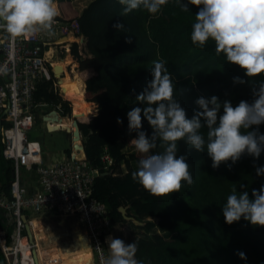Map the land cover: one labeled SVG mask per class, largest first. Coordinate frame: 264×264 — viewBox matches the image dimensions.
I'll return each instance as SVG.
<instances>
[{
  "label": "trees",
  "instance_id": "16d2710c",
  "mask_svg": "<svg viewBox=\"0 0 264 264\" xmlns=\"http://www.w3.org/2000/svg\"><path fill=\"white\" fill-rule=\"evenodd\" d=\"M182 2L188 5V12L181 11L177 0H169L156 16L143 9L121 16L122 5L118 0H90L80 11L72 6L71 0H56L60 13L56 19L75 20L79 35L85 39L89 56L83 57L75 42L70 45V53L84 82V98L95 103L96 112L74 113L73 108L71 111L70 101L54 89L52 78H43L36 84L34 99L52 108L59 105L62 116L70 117L72 112L78 117L85 162L98 171L90 196L106 205L113 224L105 236L108 251L106 238L112 236L126 244L136 241V258L144 264H264V227L253 226L243 218L229 225L223 216V206L233 188L237 194L247 190L254 199L252 190L264 185V175L256 174L257 167H264V151L259 158L245 153L237 162L229 160L214 169L206 149L197 151L181 140L177 158L187 157L194 180L191 186L182 182L180 192L157 197L132 179V173L138 169L132 167V162L139 164L146 155L162 151L158 146L148 154L139 153L131 144L137 133L129 132L128 127L127 113L134 107H143L136 96L152 79L153 61L165 64L175 98L189 119L200 110L195 101L201 96L206 99L217 96L221 105L230 101L233 107L241 101L252 103L254 85L264 81V74L249 78L244 69L228 62L223 53L217 55L214 40L210 39L203 48L194 45L191 32L199 7L188 0ZM117 22L124 23L126 31L114 29L112 25ZM128 35L132 36L131 44L126 43ZM237 77L245 83L235 82ZM221 115L223 107L218 122ZM117 118L123 124H118ZM1 122L5 123V116ZM201 123L206 137V123L203 119ZM257 129L264 134V123L252 125L246 131ZM142 130L151 137L153 129L143 116ZM126 146L133 151L126 154ZM70 151L71 148L66 153ZM104 155L112 160L106 168ZM122 164L126 168L123 173L117 171ZM11 171V161L0 154V195L8 199ZM105 171L109 173L102 175ZM242 184L246 189L240 187ZM120 206L126 207L131 219L122 217ZM23 214L28 217L26 212ZM148 217H155L156 221ZM0 219L9 236L13 223H8L2 208ZM238 252H244L247 260H242ZM0 264H5L1 251Z\"/></svg>",
  "mask_w": 264,
  "mask_h": 264
},
{
  "label": "clouds",
  "instance_id": "9594fccd",
  "mask_svg": "<svg viewBox=\"0 0 264 264\" xmlns=\"http://www.w3.org/2000/svg\"><path fill=\"white\" fill-rule=\"evenodd\" d=\"M122 5L121 16L133 10L143 9L153 16L161 13L162 6L169 0H118ZM181 11L188 12L187 4L177 0ZM199 7L192 25L191 42L203 48L211 39L215 41V51L223 53L226 60L245 70L249 78L264 74V0H188ZM56 0H0V29L12 38L29 37L38 33L54 35L53 26L59 16ZM118 31H126L124 23L112 25ZM128 35L126 43L131 44ZM150 69L152 79L144 90L136 96L143 107H134L127 113L129 132L137 136L131 141L139 153L148 154L158 146L162 151L139 160V166L132 173L151 195L162 197L180 192L182 182L188 186L194 183L190 165L184 155L177 158L178 142L184 140L197 151H207L212 159V167L218 169L221 163L237 162L245 153L259 158L264 151V134L246 131L252 125L264 123V81L253 87L255 97L252 103L241 101L233 107L230 101L221 105L217 96L210 99L198 98V111L191 119L175 98V88L171 74L165 64L153 61ZM235 82L245 83L239 77ZM135 92V89H133ZM223 107V115L218 113ZM142 116L153 129L151 137L142 130ZM201 119L206 123V137L202 133ZM218 122V123H217ZM118 124L123 120L117 118ZM231 170V165H229ZM256 174L264 175V167H257ZM246 189L245 185H240ZM80 194V193H79ZM250 198L247 190L237 194L235 188L223 206L225 222L231 225L243 218L253 226L264 227V185L252 190ZM110 256L106 264H144L138 260L137 242L126 244L124 240L108 236L106 238ZM237 255L247 260L244 252Z\"/></svg>",
  "mask_w": 264,
  "mask_h": 264
},
{
  "label": "built area",
  "instance_id": "2783aa9c",
  "mask_svg": "<svg viewBox=\"0 0 264 264\" xmlns=\"http://www.w3.org/2000/svg\"><path fill=\"white\" fill-rule=\"evenodd\" d=\"M53 31L52 36L38 33L12 38L0 29V154L11 161L12 167L10 199L0 195V208L13 223L8 236L0 219V251L5 264H34L33 245L24 234L23 213L76 214L84 227L94 263L106 264L110 252L106 249L105 236L113 224L106 205L90 196L98 171L85 162L82 151L73 148L69 154H55L44 161L40 142L27 137L39 108L50 106L35 101L36 84L43 78H52L54 89L62 96V88L55 82L54 67L58 64L52 59L60 53L71 55L70 45L82 41L75 20L56 19ZM52 110L60 115L59 105ZM2 116L5 123L1 122ZM103 159L105 168L111 165L112 160L107 155ZM31 166L38 176L39 186L33 191L23 185V169ZM47 262L53 264L56 260L49 258Z\"/></svg>",
  "mask_w": 264,
  "mask_h": 264
},
{
  "label": "crops",
  "instance_id": "0c3cea01",
  "mask_svg": "<svg viewBox=\"0 0 264 264\" xmlns=\"http://www.w3.org/2000/svg\"><path fill=\"white\" fill-rule=\"evenodd\" d=\"M68 59H71V62L68 63L67 62ZM52 60L54 63H57L58 65H60L62 68V71H63V72L61 71L60 76H58V77L55 76V78H56L55 82L58 83L59 85H60V83H63L64 90L67 93H76L78 90L73 92L70 89V88H73V90H76L77 88H76L75 84H72V82H61V80L65 77V74H68L70 78L74 77L75 74H78V71H77L78 63L76 62V60L73 59V57L71 55L62 54V53L58 54V57L54 58ZM83 90H84V84H83ZM62 96L70 102L73 101L75 103V105L78 106L80 109L82 107L81 105H84L86 103L87 104L92 103V102L88 103L85 99H82V100H80L79 103H76L74 100H70L67 97H65L64 92H63ZM72 105H71V111H72V107H73ZM93 110L96 111V108L94 107V103H93ZM51 111H52V107H50L49 109H47L45 111H41L42 112L41 115H43L42 120L45 122V128L49 132L54 131V130H58L59 127L55 128V129L48 130L47 125L56 124L58 126H61L60 124H58L57 122H55L53 120L51 121V120H45L44 119V117L46 115H48V114L52 115ZM37 113H36V115H37ZM92 114H93V111H92ZM59 116H61L64 120H68L69 125L71 124V120H72V116H73L72 112H71L70 117L69 116H62L61 114ZM69 138H70V148L72 149L73 142H72L70 133H69ZM40 145H41V143H40ZM41 150H42V157H43L44 161L50 159V157L52 158L55 155V154L44 151L42 149V146H41ZM66 150L61 151L59 153L64 154V153H66ZM82 156H84V153H82ZM33 168L34 167L31 166V167H24V169H23V185L29 191H33V190H36L39 188L38 176L34 172ZM41 212L48 213L50 211H41ZM27 214L29 216L32 213H27ZM65 215H68V217H69L67 220L69 223V228H66V229H67L68 233H69V229H70V235H71L67 239V241H66L67 243L65 245L63 243L62 244H60V243L56 244L55 243L53 246H51L48 243V241H50L51 238L53 237L54 233L52 232L53 224L51 223V221L48 218H46V216H39V215L38 216H30L29 217L30 220L27 219V221L30 225V228L32 230L33 241H34L33 246L35 247L39 258H41L39 252L41 250H43L45 252L44 253L45 255H42L43 259L42 260L40 259V264H50L47 262L49 258H54L56 260V262L53 264H66V262H65L66 259H67V264H83V263H86L87 260L83 259L82 255H80L78 253V250L81 248V245L83 244V242L88 244V242L86 240L87 237L85 234L84 227H83L79 217L76 214H65ZM76 233H79L81 235V237L83 238L82 241L75 238ZM23 243H25V241H23ZM58 250L62 251L65 254V258L63 259V261H62V258H60V256H59ZM89 253H90V251H89ZM89 260H90V262H89ZM43 261H45V262H43ZM87 264H95L91 254H90V257H88Z\"/></svg>",
  "mask_w": 264,
  "mask_h": 264
},
{
  "label": "rangeland",
  "instance_id": "374dc122",
  "mask_svg": "<svg viewBox=\"0 0 264 264\" xmlns=\"http://www.w3.org/2000/svg\"><path fill=\"white\" fill-rule=\"evenodd\" d=\"M90 0H71L72 6L77 10L80 11ZM79 40V39H78ZM85 39L78 42V47H79V53L85 57V56H89L86 50V44H85ZM64 79V78H63ZM62 82V80H61ZM79 89V88H78ZM78 89L74 90L77 91ZM80 90V89H79ZM70 104L73 106V110L74 113L78 112V111H83L87 114H93L96 112L94 110H92L91 112H87L84 111L82 109H80L78 106L75 105V103L73 101L70 102ZM94 107L96 108V105L94 103ZM50 106H42L39 108L38 113L34 119L33 122V126L30 130L27 131V137L29 140H38L41 143L42 149L46 152L52 153V154H58L61 151H65L66 149H70V138H69V133L65 132L62 129H58V130H54V131H47L45 128V122L42 120V116L41 115V111H45L47 109H49ZM56 117H54L53 121L57 122L58 124H60L61 126H65V120L62 118L61 120L57 118V120L55 119ZM59 126L56 124H50V129H55L58 128ZM133 151V148L130 146H126L125 147V153L129 154ZM133 168H138L139 164L132 162L131 163ZM126 168L125 166L122 164L120 166V169L117 171H120L121 173L125 172ZM46 216V218H48L51 223L53 224L52 226V232L54 233L53 237L51 238L50 241H48V243L53 246L55 243H60V244H66L67 239L69 238L70 235V229H69V233L67 231L66 228H69V223H68V215L65 214H60V213H55V212H40V213H34V214H30L27 219H29L30 216ZM7 216V215H6ZM9 217V216H8ZM146 219H150L153 221H156L155 217H148ZM66 220V221H65ZM11 219H8V223H10ZM75 238H77L78 240L82 241V237L79 233H76ZM45 242V241H44ZM34 247V246H33ZM32 248V247H31ZM35 248V247H34ZM59 256L60 258L63 259L65 258V254L62 251H59ZM45 252L43 250H41L39 252L40 257L39 260L43 259L42 255ZM78 253L80 255H82L83 259H86L88 261V257H90V253H89V249L85 246V243L83 242V244L81 245V248L78 250ZM83 263V264H87ZM45 262V261H43ZM66 264H67V259L65 260ZM69 262V261H68Z\"/></svg>",
  "mask_w": 264,
  "mask_h": 264
},
{
  "label": "water",
  "instance_id": "95a60500",
  "mask_svg": "<svg viewBox=\"0 0 264 264\" xmlns=\"http://www.w3.org/2000/svg\"><path fill=\"white\" fill-rule=\"evenodd\" d=\"M82 40H83V37H82ZM62 71V68L60 65H56L54 67V73H55V76L58 77L60 76V73ZM7 108H5L4 111H6ZM51 114H48L44 117L45 120H53L54 117H56L55 119L57 120L58 119H62L61 116H59L57 114V112L55 110H52L51 111ZM77 118L78 117H75V116H72V120H71V124L68 125V126H59L58 129H62L64 131H66L67 133H70L71 134V139H72V142H73V146L72 148L74 150H80L83 152V144L81 142V133H80V129H79V126H78V121H77ZM47 129L50 130V125H47ZM84 153V152H83ZM109 172L108 171H105L103 173H101L102 175H105V174H108ZM118 210L120 211L122 217L124 219H131V217L127 216L126 214V207L124 206H120L118 208ZM22 219L24 221V224H25V233H26V238H27V241L34 245V241H33V235H32V230L30 228V225L27 221V218L23 215L22 216ZM133 222L135 223H138L137 220L133 219ZM31 256H32V259H33V263L34 264H40V260H39V256H38V253L36 251V249L34 247L31 248Z\"/></svg>",
  "mask_w": 264,
  "mask_h": 264
},
{
  "label": "bare ground",
  "instance_id": "6f19581e",
  "mask_svg": "<svg viewBox=\"0 0 264 264\" xmlns=\"http://www.w3.org/2000/svg\"><path fill=\"white\" fill-rule=\"evenodd\" d=\"M70 38H72L73 39V37H70ZM82 42V41H81ZM67 62L69 63V62H71V59H68L67 60ZM66 63V62H65ZM64 63V64H65ZM67 63V64H68ZM66 64V65H67ZM63 72V71H62ZM77 72V71H76ZM62 82H72V84H75V86H76V88L78 89V91L76 92V93H67L65 90H64V87H63V83H60V85H61V88H62V90H63V92H64V95H65V97H67L68 99H70V100H74L76 103H79L80 102V100H82V99H85L84 98V90H83V84H84V82L82 81V79H80V77L78 76V74H75L74 75V77H72V78H70L69 77V75L68 74H65V77H64V79H62ZM86 88V87H85ZM73 92H74V90H73V88H70ZM82 107H81V109L82 110H84V111H87V112H91L92 110H93V103H90V104H84V105H81ZM69 125V123H68V120H65V126H68ZM87 240V242H88V239H86ZM21 244L22 245H25L24 247H23V251L26 253L27 252V246H26V244L25 243H23V242H21ZM85 246L89 249V251H90V247H89V242H88V244H86L85 243ZM90 254H91V252H90ZM91 260V259H90ZM90 260H89V262H90Z\"/></svg>",
  "mask_w": 264,
  "mask_h": 264
}]
</instances>
